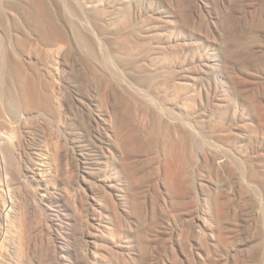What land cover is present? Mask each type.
I'll use <instances>...</instances> for the list:
<instances>
[{
	"label": "rangeland",
	"instance_id": "1",
	"mask_svg": "<svg viewBox=\"0 0 264 264\" xmlns=\"http://www.w3.org/2000/svg\"><path fill=\"white\" fill-rule=\"evenodd\" d=\"M0 141V264H264V0H0Z\"/></svg>",
	"mask_w": 264,
	"mask_h": 264
},
{
	"label": "bare ground",
	"instance_id": "2",
	"mask_svg": "<svg viewBox=\"0 0 264 264\" xmlns=\"http://www.w3.org/2000/svg\"><path fill=\"white\" fill-rule=\"evenodd\" d=\"M24 17L26 18V19H29V16L28 17H26V15H24ZM33 22V21H32ZM35 22V21H34ZM29 23V22H28ZM27 23V25H29ZM39 23V22H38ZM37 22L34 24V29H35V31L36 30H39L40 29V31H42V27H40V23L38 24ZM159 26V25H158ZM59 31L56 33V35H57V40L60 42H62V41H68L71 37H72V34H73V30H72V28H71V26H69V25H67V26H64V29H58ZM39 32V31H38ZM37 32V33H38ZM43 32V31H42ZM41 33V32H40ZM39 33V34H40ZM45 35V33H41L40 35H41V37H43L44 35ZM55 35H53V37H54ZM40 37V36H39ZM47 37H48V35H47ZM51 38H52V36H51ZM44 39H45V37H44ZM54 39V38H53ZM168 39H170V38H168ZM44 41V40H43ZM47 41V40H46ZM46 41H44V42H46ZM54 41H55V39H54ZM53 41V42H54ZM168 41V40H167ZM176 41V40H175ZM187 43V42H186ZM192 47H191V45L190 46H188L187 48H185L184 50H182L179 54H180V56L182 57V60H180V62L178 63L179 65H181V66H186L185 65V63H187V62H191V63H196V61H197V59L199 58L200 59V61L203 59V57L204 56H206V58L209 60L208 61V64L207 65H205L207 68L204 70V71H202L201 73H198L196 76H194L193 77V81H196V82H199L200 84H202V85H204L205 84V82H210L209 80H211V79H213L215 82H217L218 80H219V77L220 76H218L219 74L216 72V70H214V67L216 66V65H219V66H221V71H220V75H221V80H225V82H224V86L227 84V80H228V78H230V76H229V72H228V70L225 68V66H226V64H225V62H222V64L220 65V62H221V60L219 59V57L217 56V55H212V56H208L207 54H208V51L207 50H204V56H201V55H199V53H196V52H193L194 50H192L191 49ZM157 58V57H156ZM250 67V66H249ZM182 68V67H181ZM184 68H187V67H184ZM243 69H248V68H245V66H242L241 68H240V70H242V72H243ZM250 69V68H249ZM245 73V72H244ZM198 84V83H197ZM199 89H200V92H202V91H204V88H201V86L199 87ZM207 91V90H206ZM206 94H207V96H210L211 98H212V100L213 101H215V100H217L216 98H217V94H216V92L214 91V92H212L211 94H210V92L209 91H207L206 92ZM219 100V99H218ZM216 103V104H215ZM214 104H215V107L216 108H220L221 107V104L220 103H217V102H214ZM113 109V108H112ZM150 109L149 110H147L146 112H144L143 114L144 115H148L150 112ZM154 111V110H153ZM107 116L110 118V120L111 121H113L114 119L115 120H117L116 118H117V113H116V111L115 110H107ZM150 116H151V113H150ZM234 117V116H233ZM158 118H159V116H158ZM158 118H157V120H158ZM164 119V118H163ZM167 120V119H166ZM233 121V118H228V117H225V118H223L222 119V121H221V123L220 124H217V125H215L214 126V128H213V132L216 134V133H218L221 137H223V136H225V128L226 127H228V126H230L231 125V122ZM168 124V125H167ZM166 125L167 126H169V127H171L172 129H173V131H176L177 133L179 132V130H182V131H184V134H185V131H187V128H186V125L184 124L183 125V123L181 122V121H173V120H167V123H166ZM166 126V127H167ZM110 127H111V125H110ZM168 128V127H167ZM113 130H114V134L115 135H113L114 137H118L119 138V134L120 133H118L117 132V130H115L114 128H113ZM188 130H190V129H188ZM190 131H192V130H190ZM171 133V132H170ZM176 135V134H175ZM5 146H7L6 145V143L4 142V141H0V149H3V148H5ZM7 150V149H6ZM6 153L8 154V153H11V152H7L6 151ZM219 163L220 164H222L223 163V161L221 160V161H219ZM249 165V164H248ZM249 170H250V172L252 171V172H255V174L257 173L256 171H255V168L254 167H252L251 165L249 166ZM251 172V173H252ZM251 175H253V174H251ZM254 177H255V175H254ZM259 177V176H258ZM8 178V177H7ZM110 186H111V188H115V185L113 184H110ZM35 203H34V200L33 199H29L28 200V205L30 206V207H33V206H35L34 205ZM65 206L64 207H68V205L65 203L64 204ZM7 207H4V210H3V212H1V219L3 220L4 219V215L6 216V213H7ZM53 232H54V234H57L58 232H59V229H58V227H56V226H53ZM58 230V231H57ZM59 234V233H58ZM58 234H57V236H58ZM58 239V238H57ZM0 242H1V239H0ZM65 249V247L64 246H62V245H57V241H55V243L53 244V247H52V251L48 254V260H47V264H63V262L65 261V257L62 255V251ZM64 260V261H63Z\"/></svg>",
	"mask_w": 264,
	"mask_h": 264
}]
</instances>
